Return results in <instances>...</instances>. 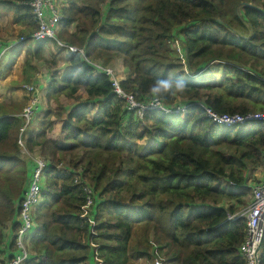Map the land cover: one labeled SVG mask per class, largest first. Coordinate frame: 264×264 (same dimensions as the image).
I'll return each mask as SVG.
<instances>
[{
    "label": "trees",
    "instance_id": "trees-1",
    "mask_svg": "<svg viewBox=\"0 0 264 264\" xmlns=\"http://www.w3.org/2000/svg\"><path fill=\"white\" fill-rule=\"evenodd\" d=\"M31 1L0 0V16L12 13L21 43L32 42L23 47L24 100L0 105V264L20 252L37 168L22 157L21 114L40 72L49 74L44 107L24 140L46 167L25 264H247V219L228 218L252 202L248 172L264 165V121L228 127L206 108L264 112V0H57L64 46L32 39ZM9 45L0 44V68ZM119 62L124 79L115 74L140 105L160 97L187 109H129L97 67ZM161 81L184 88L153 94Z\"/></svg>",
    "mask_w": 264,
    "mask_h": 264
},
{
    "label": "built area",
    "instance_id": "built-area-1",
    "mask_svg": "<svg viewBox=\"0 0 264 264\" xmlns=\"http://www.w3.org/2000/svg\"><path fill=\"white\" fill-rule=\"evenodd\" d=\"M33 9L38 22V29L32 34V39L35 41H43L46 39L57 40L60 45L64 44L57 37V28L61 23L63 17L59 11L56 0H32L29 4ZM25 37L20 38V42L25 40ZM9 49V48H7ZM6 51V50H5ZM4 51V52H5ZM3 52V53H4ZM2 53V54H3ZM102 69L113 81L115 92L122 98L126 99L129 103V109L141 108L140 114L143 116L144 111L147 109L162 110L167 114H173L183 111L186 107L168 108L163 103L160 97H154L148 105H140L133 95L127 94L122 86L120 79L116 76L112 67H102ZM28 89L33 92L36 91L34 85H28ZM39 107V97L33 96L28 105L24 108L21 116L25 119L26 124L21 128L19 145L21 147L22 157L28 160H33L37 164V168L32 176L29 186L24 193V201L22 210L20 212L21 228L17 236V246L20 250L19 254L11 259L7 264H25L29 259L28 245L26 242L27 236L34 229L35 217L33 209L41 203L43 179L42 171L46 167V162L41 157H34L26 147L24 134L27 127L30 125L35 113ZM208 116L211 117L216 123L228 127L243 126L253 122L264 121V112H249L246 114H219L211 108H206ZM0 118L2 115L0 114ZM252 202L249 206L230 215L228 220L234 221L236 219L245 217L247 219V232L246 238L241 246V254L246 259L247 264H261V249L264 243V179L260 180L252 186ZM91 200L89 201V203ZM156 264H163L161 259L156 260Z\"/></svg>",
    "mask_w": 264,
    "mask_h": 264
},
{
    "label": "crops",
    "instance_id": "crops-1",
    "mask_svg": "<svg viewBox=\"0 0 264 264\" xmlns=\"http://www.w3.org/2000/svg\"><path fill=\"white\" fill-rule=\"evenodd\" d=\"M22 28V26H19L13 21L12 13H5L0 16V44L8 43L10 44L8 48H11L12 46H15L19 43L21 44L19 41V34ZM21 51V54L15 58L16 61L12 68L11 74L8 76L0 75V105L2 103L10 104L21 102L25 98L26 92L20 83L24 79L23 67L26 60V52L25 49H22ZM44 77L47 78V75L44 72H40L34 81L37 80L44 84ZM34 84L35 86L37 85L36 83ZM41 87L43 88L44 85ZM8 93H10V96H8ZM262 179H264V169L262 170L258 180L260 181Z\"/></svg>",
    "mask_w": 264,
    "mask_h": 264
},
{
    "label": "rangeland",
    "instance_id": "rangeland-1",
    "mask_svg": "<svg viewBox=\"0 0 264 264\" xmlns=\"http://www.w3.org/2000/svg\"><path fill=\"white\" fill-rule=\"evenodd\" d=\"M58 3V2H57ZM32 44V42H27V43H24V44H17V45H15V46H12L11 48H9L6 52H4L3 53V58H2V64H1V68H0V71H3V70H5V67L8 65V64H11L12 62H13V59L14 58H16L18 55H19V53L21 52V50L23 49V47L24 46H27V45H31ZM44 54L45 55H47V56H49L50 57V55H51V53L50 52H44ZM23 57H25V56H23ZM40 64H42L43 62H39ZM121 62H119L118 64H117V66H111L112 68H113V70L115 71V70H118L119 71V74L121 75V78L122 79H124V74H125V69L122 67V65L120 64ZM63 67L64 66V62H62L61 64H60V67ZM48 78H49V74H48ZM48 78H45L44 77V84H42L41 82H40V86L39 85H36L35 86V89H36V94L35 95H37L38 97H39V102H40V104H39V109L40 108H43L44 106V100H43V98H44V94H45V91H44V88H45V86L47 85V83H48ZM48 79V80H47ZM46 80V81H45ZM35 85V84H34ZM44 85V87L42 88L41 86H43ZM38 88V89H37ZM25 89V88H24ZM40 95V96H39ZM8 96H10V93H8ZM41 99V100H40ZM42 100H43V102H42ZM70 103L71 102H67V106L68 105H70ZM28 105V104H27ZM69 107V106H68ZM186 107V109H187V106H185ZM181 111H183V109H181L179 112H181ZM36 119V118H35ZM34 119V120H35ZM33 119H32V121H31V123H30V126L34 123L33 121H34ZM33 128V127H32ZM260 169V170H259ZM264 169V166L262 165V167H259V168H256L254 171H249L248 172V187H251V186H253L254 184H256L257 182H259V176H260V174H261V172H262V170ZM251 195V194H250ZM137 231L138 232H141L142 231V227L141 226H138L137 227ZM247 232V231H246ZM157 259H161L162 260V258H153V259H147V260H144V259H140L138 262H137V264H156V260ZM164 264V263H163Z\"/></svg>",
    "mask_w": 264,
    "mask_h": 264
},
{
    "label": "clouds",
    "instance_id": "clouds-1",
    "mask_svg": "<svg viewBox=\"0 0 264 264\" xmlns=\"http://www.w3.org/2000/svg\"><path fill=\"white\" fill-rule=\"evenodd\" d=\"M173 86H174L176 89L182 91L183 88H184V83H183V81H177V82L173 85V83H172L171 81H161L160 84H159V87H153V88L151 89V91H152L153 94H157V93H159V92L161 91V89H163V90L166 91V92H169V91L172 90Z\"/></svg>",
    "mask_w": 264,
    "mask_h": 264
},
{
    "label": "water",
    "instance_id": "water-1",
    "mask_svg": "<svg viewBox=\"0 0 264 264\" xmlns=\"http://www.w3.org/2000/svg\"><path fill=\"white\" fill-rule=\"evenodd\" d=\"M263 245V244H262Z\"/></svg>",
    "mask_w": 264,
    "mask_h": 264
}]
</instances>
